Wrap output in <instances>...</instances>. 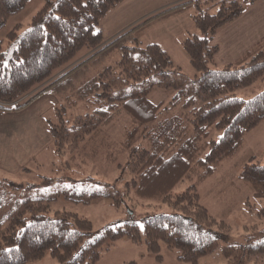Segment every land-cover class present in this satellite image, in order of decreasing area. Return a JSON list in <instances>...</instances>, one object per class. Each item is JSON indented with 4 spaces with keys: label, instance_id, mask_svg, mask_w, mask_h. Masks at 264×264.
<instances>
[{
    "label": "trees",
    "instance_id": "16d2710c",
    "mask_svg": "<svg viewBox=\"0 0 264 264\" xmlns=\"http://www.w3.org/2000/svg\"><path fill=\"white\" fill-rule=\"evenodd\" d=\"M27 1L0 0V29ZM121 1L45 0L23 30L15 25L6 32L5 47L0 41V110L22 109L51 92L58 102L56 116L45 120L55 154L66 156L69 169L85 166L87 155L114 164L118 171L106 189L88 192L80 185L67 196L76 201L86 195L89 201L104 197L125 214L90 235L89 218L52 210L54 198L19 197L14 192L21 191L22 183L0 175V264H27L47 252L57 264H94L100 250L119 237L143 241L152 251L163 241L177 250L179 259L196 264L217 246L218 235L230 230L200 203L197 184L238 151L244 134L264 120V90L247 99L234 93L264 79V35L222 65L214 60L218 45L213 39L258 0H185L104 41L99 21ZM186 3L193 6L194 30L181 47L192 74L181 70L159 43L143 42L137 33L150 18ZM82 48L85 52L77 56ZM111 52L117 54L114 63L74 79L84 62ZM155 87L173 91L167 104L148 98ZM176 107L181 111L169 115ZM122 114L128 122L122 137L113 140L108 127ZM213 128L222 130L216 139L209 137ZM240 177L264 186V164L250 157ZM181 181L188 185L172 193ZM149 200H159L172 212L136 218L131 204ZM222 252L237 264H264V238L227 245Z\"/></svg>",
    "mask_w": 264,
    "mask_h": 264
},
{
    "label": "rangeland",
    "instance_id": "374dc122",
    "mask_svg": "<svg viewBox=\"0 0 264 264\" xmlns=\"http://www.w3.org/2000/svg\"><path fill=\"white\" fill-rule=\"evenodd\" d=\"M44 2L45 0H28L22 10L8 17L6 23L0 29L2 47L6 45V32L15 25H19L20 31L23 30L27 26L31 16ZM210 11L214 12L215 8L210 9ZM179 23L180 20L178 18L167 23L164 34L168 42L172 40V36L178 31ZM160 32V30H156L154 34L152 24L145 27V33H149L152 36H157L156 33ZM139 36L140 39L145 38V36ZM84 52L85 49L82 48L77 56H81ZM116 60L117 54L115 52L107 55L97 54L77 68L74 79L82 80L90 77ZM177 61L176 63L183 62L181 58H177ZM187 66L184 64V66H181V70L187 74H192L193 71L190 73ZM262 90H264V79H257L248 86L237 88L234 93L239 97L247 99ZM172 95L173 91L155 87L149 92L148 98L153 102L161 101L167 104ZM53 98L55 96L47 91L45 99L41 101L40 106L49 107L48 113L45 112V119L47 117L52 120L55 119L54 108L58 105V102L56 98L53 102ZM52 103L54 104L53 107ZM180 111V108L176 107L170 110L169 115L177 114ZM127 122V116L124 114L120 115L109 125V137L113 140L120 139ZM221 132L222 130L213 128L209 137L216 139ZM17 152L18 161L21 160V157L24 161L28 159L25 155L20 156L24 152V148H18ZM33 157V160L28 159L25 162V168L21 171L0 174L4 178L22 183L19 187L21 191L14 192L19 197H24L28 193L54 198L51 201L52 210L64 209L72 211L91 220L92 229L90 235L99 233L106 225L115 224L125 215L123 213L124 208L118 210L104 197L89 201L86 195V197H83V201H76L71 199L69 195L67 196V193L71 190H76L80 185L84 186L88 192L106 189L105 183L110 182L118 172L114 164H109L103 160L96 162V157L89 158L85 155L88 161L84 163L86 164L85 166L78 169L77 166L72 165L69 169L65 162L66 156L54 154L53 144H49L39 156ZM250 157H252V160H257L264 164V120H261L244 134L243 144L238 151L222 160L212 174L197 184L200 203L217 219L227 222L230 225V230L220 233L218 235L217 246L210 253L200 257L196 264H237L236 261L224 255L222 252L224 246H236L239 243L249 241V239L264 238V214L261 213L264 209V186L246 182L240 177L243 164ZM119 160L122 159L119 158ZM44 176L48 178L44 180ZM22 185L28 186V189L23 188ZM187 185V181L178 182L171 192H179ZM23 189H26L24 191L25 194H22ZM72 197L76 198V195ZM130 207L133 208L136 218H141L147 212H172L169 206L161 203L159 200L138 201L131 204ZM130 213H132V210H130ZM27 264H57V261L47 252L42 258L30 261ZM94 264L191 263L179 259L177 250L168 248L163 241L159 242L157 251H152L147 249L143 241L134 242L126 237H119L108 248L100 250L99 258Z\"/></svg>",
    "mask_w": 264,
    "mask_h": 264
},
{
    "label": "crops",
    "instance_id": "0c3cea01",
    "mask_svg": "<svg viewBox=\"0 0 264 264\" xmlns=\"http://www.w3.org/2000/svg\"><path fill=\"white\" fill-rule=\"evenodd\" d=\"M182 1L185 0H122L107 11L99 21L98 27L101 29L103 40L108 41L148 15ZM192 12L193 6L190 3L179 5L150 18L140 27V32H137L138 35L145 36V38H141L143 42L159 43L176 65L180 67L184 64L188 65L190 73L193 70L181 47V41L188 32L194 29L191 20ZM176 18L180 20L178 31L168 42L165 39L164 29L167 28L168 22ZM149 24L153 25L154 34L156 30L161 31L156 33L160 37L145 33V27ZM263 35L264 0H258L216 32L213 39V42L218 45V50L214 55L216 64L222 65L232 62ZM177 58H181L183 62L176 63L178 62ZM45 94L43 93L22 109L15 111L0 110V174L21 171L25 168V162L28 159L33 160V156H39L49 144H52V138L45 120V112L48 113L49 107L40 106L41 101L45 99ZM20 147L24 148V152L20 156L25 155L28 158L25 161L22 157L18 161L17 150ZM27 150H29L28 153Z\"/></svg>",
    "mask_w": 264,
    "mask_h": 264
},
{
    "label": "snow or ice",
    "instance_id": "6c2138e0",
    "mask_svg": "<svg viewBox=\"0 0 264 264\" xmlns=\"http://www.w3.org/2000/svg\"><path fill=\"white\" fill-rule=\"evenodd\" d=\"M5 251H8V250H5Z\"/></svg>",
    "mask_w": 264,
    "mask_h": 264
}]
</instances>
